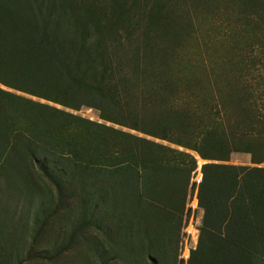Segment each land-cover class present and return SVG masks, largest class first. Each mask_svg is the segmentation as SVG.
<instances>
[{
  "label": "rangeland",
  "instance_id": "obj_1",
  "mask_svg": "<svg viewBox=\"0 0 264 264\" xmlns=\"http://www.w3.org/2000/svg\"><path fill=\"white\" fill-rule=\"evenodd\" d=\"M84 1L110 29L112 76L127 83L115 86V106L102 108L61 106L0 84V264H226L223 232H214L197 206L206 161L194 147L213 124L226 132L233 124L219 87L230 82L229 71L239 78L240 6L235 0ZM135 116L145 117L138 127L153 134L130 129ZM25 140L30 149H44L45 158L28 156ZM180 154L194 161L184 190L181 174L142 169L154 161L180 167L187 163ZM220 164L264 168V160L254 165L236 152ZM103 165L107 186L96 174ZM187 225L194 232L182 261ZM203 228L209 232L200 235Z\"/></svg>",
  "mask_w": 264,
  "mask_h": 264
},
{
  "label": "trees",
  "instance_id": "obj_2",
  "mask_svg": "<svg viewBox=\"0 0 264 264\" xmlns=\"http://www.w3.org/2000/svg\"><path fill=\"white\" fill-rule=\"evenodd\" d=\"M84 2L0 0V84L15 86L61 106H115L112 92L117 83L124 85L127 81L121 74L117 79L112 76L110 29L103 26L102 17L91 12L92 4ZM235 2L241 10L239 78L234 76L236 72L229 71L225 77L230 82L225 79L219 87L224 90L226 108L232 110L229 122L233 124L227 132L220 124H213L201 133L199 145L194 147L199 158L206 161L200 169L197 206L205 219L212 220L213 231L223 232L226 264H264V168L220 164L232 152L248 154L254 165L264 160V0ZM229 67H234V62L230 61ZM168 110L172 116L179 115L178 109ZM133 118L127 123L130 129L153 134L138 127L145 117ZM239 121L243 126L238 125ZM159 131V136L165 138V126ZM2 143L0 138V148ZM24 143L22 149L28 156L36 158L47 153L37 147L30 149L27 140ZM105 154L101 153L104 162ZM179 156L186 158L185 165L181 161L180 167L154 161L144 163L142 169L181 174L177 177L184 190L194 161L184 154ZM135 162L134 158L130 164L135 166ZM103 166L96 174L100 185L107 186L110 173ZM71 167L77 169L73 164ZM107 189L109 198L112 191L108 193ZM201 232L209 231L203 228L200 235Z\"/></svg>",
  "mask_w": 264,
  "mask_h": 264
},
{
  "label": "built area",
  "instance_id": "obj_3",
  "mask_svg": "<svg viewBox=\"0 0 264 264\" xmlns=\"http://www.w3.org/2000/svg\"><path fill=\"white\" fill-rule=\"evenodd\" d=\"M194 232L193 228H191V226L187 225V228L184 231L185 234V240L183 243V251L182 254L179 256V259H181L182 261H185L188 258V254H189V247L186 246V240L187 238H192V233ZM194 238V237H193Z\"/></svg>",
  "mask_w": 264,
  "mask_h": 264
}]
</instances>
